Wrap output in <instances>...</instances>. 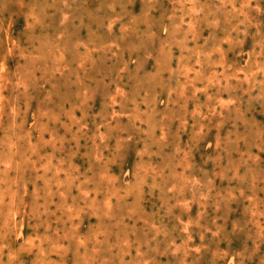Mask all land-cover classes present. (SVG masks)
Segmentation results:
<instances>
[{
  "label": "rangeland",
  "instance_id": "obj_1",
  "mask_svg": "<svg viewBox=\"0 0 264 264\" xmlns=\"http://www.w3.org/2000/svg\"><path fill=\"white\" fill-rule=\"evenodd\" d=\"M0 264H264V0H0Z\"/></svg>",
  "mask_w": 264,
  "mask_h": 264
},
{
  "label": "bare ground",
  "instance_id": "obj_2",
  "mask_svg": "<svg viewBox=\"0 0 264 264\" xmlns=\"http://www.w3.org/2000/svg\"><path fill=\"white\" fill-rule=\"evenodd\" d=\"M15 45V44H14ZM23 49V48H22ZM9 51V50H8Z\"/></svg>",
  "mask_w": 264,
  "mask_h": 264
}]
</instances>
